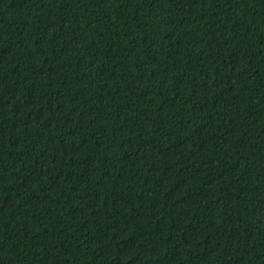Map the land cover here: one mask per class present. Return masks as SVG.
Returning a JSON list of instances; mask_svg holds the SVG:
<instances>
[{"label":"trees","instance_id":"16d2710c","mask_svg":"<svg viewBox=\"0 0 264 264\" xmlns=\"http://www.w3.org/2000/svg\"><path fill=\"white\" fill-rule=\"evenodd\" d=\"M0 264H264V0H0Z\"/></svg>","mask_w":264,"mask_h":264}]
</instances>
